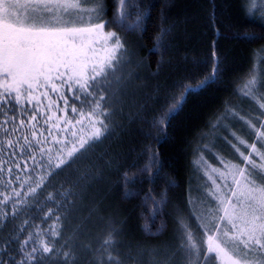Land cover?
<instances>
[{"label": "trees", "instance_id": "obj_1", "mask_svg": "<svg viewBox=\"0 0 264 264\" xmlns=\"http://www.w3.org/2000/svg\"><path fill=\"white\" fill-rule=\"evenodd\" d=\"M104 4L107 8L104 20L110 22L104 31L116 33L124 45L122 63L115 76L110 77L112 89L105 93L109 97L105 111L112 113L105 120L109 131L70 166L50 178L26 214L0 222V241L14 235L13 230L25 219H29L25 225L27 231H33L37 225L47 228L55 220V215L45 219L48 209L55 207L47 200L48 194L59 195L72 189L74 195L67 197L60 210L64 217L61 235L55 238V248L61 254H50L42 264H63L62 252L69 248L74 256L72 264H102L107 261V255L101 251V244L113 229L118 235H114L116 246L111 250L112 255L118 256L123 264H190L179 250L175 218L185 217L197 238L201 242L206 240L192 215L193 211H201V204L205 205L200 195L202 190L191 189L199 154L210 157L206 147L211 144L220 153L233 155L232 162L244 166L240 156L233 154L232 144L238 145V141L232 133L250 145L256 140L255 129L239 118L233 119L230 113L235 111L245 120L264 121V115L260 114L264 109L242 93L245 83L255 76L257 94L264 95L262 4L258 2L255 14L250 15L251 0H127L125 11L129 23L151 6L150 15L145 17L139 31H125L113 22L119 0H104ZM161 29L169 30L163 37L164 47L159 53H151L149 50ZM245 34L257 38H238ZM214 52L221 69L215 83L198 94L188 95L183 107L169 119V109L184 88H194L211 75ZM121 76L124 79L118 85L115 81ZM76 106H80L79 101ZM211 133L219 135L213 138ZM242 149L245 155L250 151L245 145ZM153 155L158 156L163 167L154 182H149L155 166L147 172L140 170ZM253 159L258 158L253 155ZM125 173L135 178L127 186L136 193L130 198L124 195ZM4 179L14 177L5 175ZM12 187L23 191L18 183ZM0 191L9 189L0 185ZM149 194L150 199L145 203ZM162 195L166 198L162 215L153 217L152 200ZM213 204L214 201L208 202L207 208ZM7 211H11L10 206ZM145 223H150V232L144 231ZM17 247L12 243L3 259L7 261ZM191 264H197L195 256Z\"/></svg>", "mask_w": 264, "mask_h": 264}, {"label": "snow or ice", "instance_id": "obj_2", "mask_svg": "<svg viewBox=\"0 0 264 264\" xmlns=\"http://www.w3.org/2000/svg\"><path fill=\"white\" fill-rule=\"evenodd\" d=\"M258 2L264 5V0H251L250 15L255 14ZM89 3L95 6H83ZM126 4L127 0H119V11L114 14L113 22L125 31L141 30L151 6L129 23ZM106 14L104 0H24L23 3L21 0H0V185L9 189L8 192L0 191V222L26 214L35 203L39 190L47 186L46 182L70 166L109 131L105 120L112 113L105 111L109 99L105 93L112 89L110 77L115 76L122 63L124 45L116 33L104 31L110 23L104 20ZM261 18L264 19V9ZM168 31L161 29L149 52L162 51L163 37ZM238 38L251 40L257 37L245 34ZM110 41H114L111 46ZM213 57L211 75L194 88H184L169 109V119L183 107L188 95L198 94L210 83H215L221 69L215 52ZM123 79V76L117 77L116 84H122ZM257 83L256 77L252 76L242 93L264 109V102H261L264 95L257 94ZM112 95L115 96L116 91ZM260 114L264 115V112ZM230 115L254 128L256 140L249 145L232 133L239 144L250 149L245 155L232 144L245 167L221 158L228 172L213 169L219 172L224 188L232 195L218 196L220 185L213 180L208 195L216 200V205L192 212L206 240L201 242L188 220L177 216L179 250L185 253L190 264L192 256L197 258V264H264V259L255 257L256 253H264V176L261 175L264 173V151L261 150L264 148V131L261 130L264 121L245 120L235 111ZM253 155L259 157V163ZM153 165L156 170L149 176V182H154L163 167L158 156H150L149 164L140 170L147 172ZM229 174L235 187L226 182ZM5 175L14 179L5 180ZM134 179L125 173L126 198L136 194L127 187ZM14 183H18L23 191L13 188ZM71 195H74L72 189L59 195L49 193L47 200L55 207L48 209L45 219L55 215L53 223L47 228L41 229L37 225L33 231H27L25 225L29 224V219H25L13 230L14 235L0 241V264H42L50 254L60 255L61 250L55 248V238L61 235L60 224L64 219L60 210ZM148 199L150 194L145 197V203ZM165 200L163 195L152 200L150 214L153 217L162 215ZM9 206L10 212L7 211ZM163 226L161 224V229ZM143 228L150 232V223H145ZM25 232L26 236L23 235ZM114 235H118L115 229L101 244V251L107 255V261L102 264H123L118 256L112 255L111 250L116 246ZM12 243L18 247L6 261L3 255ZM62 255L63 264H72L74 256L70 248Z\"/></svg>", "mask_w": 264, "mask_h": 264}, {"label": "rangeland", "instance_id": "obj_3", "mask_svg": "<svg viewBox=\"0 0 264 264\" xmlns=\"http://www.w3.org/2000/svg\"><path fill=\"white\" fill-rule=\"evenodd\" d=\"M24 0H21V3H23ZM86 8H91L94 7L95 5L92 3L83 5ZM261 8L264 9V5L261 6ZM87 19V18H85ZM211 137L215 138L217 137L219 134L218 133H211ZM210 140L212 141V139L210 138ZM237 147L240 148V150L242 151L243 149V144H239V142H237ZM207 153L211 154V156L209 157L208 155H206L205 153H200L199 154V158L197 159L196 165H195V173L196 175H194V179H192L193 181V186H191L192 190H202L200 191V195H202V199L205 201V205H200L201 207V211H204L207 209V204L208 202H212L214 201L213 206L216 205V200L213 199V197L208 195V191L209 189H211L213 187V183L212 181L215 180L217 184L220 185V191L217 193L218 196H231L232 193L229 189L224 188V181L220 178L219 176V172L213 171V169H219L222 172H228V169H226L224 167V164L221 163V158L230 163V164H234V165H239L237 164V162L235 163L234 161L232 162V160L230 159L233 155L231 156H227L223 153H220L217 149L214 148V146H212L211 144H208L207 147ZM233 154L240 156L239 152L236 151V149H233ZM255 156V155H254ZM241 158V157H240ZM255 159L257 161V163L260 162L259 157L256 156ZM242 159V158H241ZM240 167H245L242 165H239ZM238 175V173H237ZM264 175V174H263ZM209 176L212 177V179H209ZM227 184L235 187V185L233 184V181L231 179V175L229 174V176L227 177ZM259 182V181H258ZM200 188V189H199ZM179 213V212H178ZM177 213V214H178ZM222 214V213H221ZM177 218H175L176 220ZM151 256L147 257V261L151 260L150 258ZM255 257L259 260V259H264V253H256ZM92 259H94V257L92 256ZM96 260V259H94ZM164 260H166V258H164ZM100 264V263H99Z\"/></svg>", "mask_w": 264, "mask_h": 264}]
</instances>
